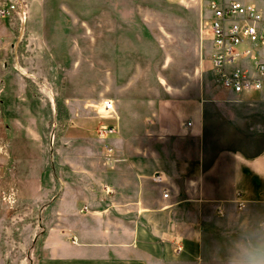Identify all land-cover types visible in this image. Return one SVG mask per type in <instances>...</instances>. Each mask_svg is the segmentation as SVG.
Segmentation results:
<instances>
[{
  "label": "crops",
  "instance_id": "crops-1",
  "mask_svg": "<svg viewBox=\"0 0 264 264\" xmlns=\"http://www.w3.org/2000/svg\"><path fill=\"white\" fill-rule=\"evenodd\" d=\"M253 2L264 10L263 2ZM9 32L6 27L5 40ZM4 87L0 78V213L46 203L41 264H164L167 251L182 264H218L204 257L211 231L231 229L233 214L236 225H244L240 218L264 203V150L242 146L239 136L233 149L211 146L210 86L161 85L157 95H142L126 110L116 101L117 118L108 121L118 134L106 138L96 135L107 122L98 115L105 101L95 104L81 93L66 99L70 122L60 158L54 154L52 161L72 177L58 173L47 180L43 106L47 101L53 107L54 95L18 92L10 100L13 109L5 105ZM123 113L130 129L119 118ZM157 174L162 183L154 181ZM179 245L183 249L175 252Z\"/></svg>",
  "mask_w": 264,
  "mask_h": 264
},
{
  "label": "rangeland",
  "instance_id": "rangeland-1",
  "mask_svg": "<svg viewBox=\"0 0 264 264\" xmlns=\"http://www.w3.org/2000/svg\"><path fill=\"white\" fill-rule=\"evenodd\" d=\"M10 1L0 0V4ZM19 6L24 20L19 7L0 19V45L6 50L0 57L2 96L5 105L14 109L10 100L18 92L36 97L53 93V107L47 101L43 106L44 151L50 160L46 180L58 173L72 177L69 168L52 158L55 154L59 160L70 122L66 99L80 93L93 97L95 104L113 102V112L106 114L102 106L98 111L101 120L107 121L99 130L115 127L108 120L117 118L116 101L126 110L127 104H138L142 95H157L161 85L194 90L210 86L212 148L233 149L239 136L242 146L264 150V91L237 94L215 77L207 0H20ZM6 27L10 40L3 38ZM120 117L130 129V117L126 113ZM45 204H24L11 211L3 208L0 264H41ZM240 219L244 225H236L239 219L233 214L227 223L231 229L211 231L212 239L203 248L206 259L217 258L218 264H264V203ZM180 251L176 247L175 252ZM166 254L164 264H182L175 254L173 259Z\"/></svg>",
  "mask_w": 264,
  "mask_h": 264
},
{
  "label": "built area",
  "instance_id": "built-area-1",
  "mask_svg": "<svg viewBox=\"0 0 264 264\" xmlns=\"http://www.w3.org/2000/svg\"><path fill=\"white\" fill-rule=\"evenodd\" d=\"M19 3L20 0H11L7 5H1L0 18L5 19L12 10L21 8ZM207 9L211 14L210 58L217 80L237 94L264 91V10L258 8L253 0H207ZM20 12L24 20L22 8ZM102 108L108 114L114 111V104L106 100ZM116 132L114 126H104L98 130L101 138ZM154 181L162 183L164 180L162 175L157 174ZM169 196L167 189H164L163 197ZM241 198L242 195L238 194V206L243 208L245 203ZM72 242L76 244V238L73 237ZM177 249L180 251L183 248L179 245Z\"/></svg>",
  "mask_w": 264,
  "mask_h": 264
},
{
  "label": "clouds",
  "instance_id": "clouds-1",
  "mask_svg": "<svg viewBox=\"0 0 264 264\" xmlns=\"http://www.w3.org/2000/svg\"><path fill=\"white\" fill-rule=\"evenodd\" d=\"M255 259H256V258L254 257V258H253V261H255Z\"/></svg>",
  "mask_w": 264,
  "mask_h": 264
}]
</instances>
